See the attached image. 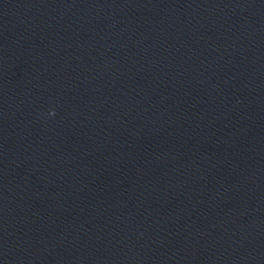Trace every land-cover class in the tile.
<instances>
[{"label":"water","instance_id":"water-1","mask_svg":"<svg viewBox=\"0 0 264 264\" xmlns=\"http://www.w3.org/2000/svg\"><path fill=\"white\" fill-rule=\"evenodd\" d=\"M0 264H264V0H0Z\"/></svg>","mask_w":264,"mask_h":264},{"label":"clouds","instance_id":"clouds-1","mask_svg":"<svg viewBox=\"0 0 264 264\" xmlns=\"http://www.w3.org/2000/svg\"><path fill=\"white\" fill-rule=\"evenodd\" d=\"M48 114L49 115H55V110L54 109H51Z\"/></svg>","mask_w":264,"mask_h":264}]
</instances>
